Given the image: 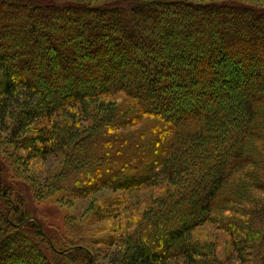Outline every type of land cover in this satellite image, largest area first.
Instances as JSON below:
<instances>
[{"label":"trees","instance_id":"16d2710c","mask_svg":"<svg viewBox=\"0 0 264 264\" xmlns=\"http://www.w3.org/2000/svg\"><path fill=\"white\" fill-rule=\"evenodd\" d=\"M259 1L0 0V124L19 106L20 146L41 158L62 153L72 176L62 186L78 196L171 187L144 232L122 243L119 264H222L191 238L206 223L230 237L242 264H264ZM66 110L92 125L64 123ZM8 189L0 264H93L88 246H60Z\"/></svg>","mask_w":264,"mask_h":264},{"label":"rangeland","instance_id":"374dc122","mask_svg":"<svg viewBox=\"0 0 264 264\" xmlns=\"http://www.w3.org/2000/svg\"><path fill=\"white\" fill-rule=\"evenodd\" d=\"M24 1L36 4L48 0ZM57 1L62 3L88 1L92 4L103 0ZM238 1L260 2L259 0ZM101 100L108 106L113 103L114 97H103ZM93 106H86V109L89 117L94 119L96 117L91 115L94 111ZM19 110V106L12 105L9 111L12 118H15ZM71 113L77 114V116L74 114L75 120L71 119ZM14 118L0 124V189L3 188L5 191V188L9 187L8 195L15 199V190L18 188L24 198L26 209L37 216L45 226L52 228L49 231L57 235L60 246L83 244L91 249L93 264H119V252L123 250L122 243L130 241L136 233L144 232L145 220L152 210L156 209L157 201L171 188L170 185L161 182L154 187L128 191L103 188L88 196L71 193L62 186L72 178L70 173L66 172L69 164H66L64 155L59 153L41 158L30 152L28 145L27 148L21 147L18 141L25 134H16ZM61 119L65 121L64 123H73L80 129L92 125V121L87 118V121H84V115L76 110H66ZM27 128L30 131L27 137L39 131V126H35V123ZM51 183L53 187L55 185L58 187L50 188ZM191 238L215 254L222 264H242L233 252L230 237L214 225L206 223L197 227L191 233ZM43 247L50 254L47 246ZM172 263L188 264L181 258L174 259Z\"/></svg>","mask_w":264,"mask_h":264}]
</instances>
